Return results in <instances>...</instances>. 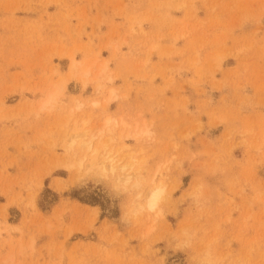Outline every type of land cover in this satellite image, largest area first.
Segmentation results:
<instances>
[{
	"label": "rangeland",
	"instance_id": "rangeland-1",
	"mask_svg": "<svg viewBox=\"0 0 264 264\" xmlns=\"http://www.w3.org/2000/svg\"><path fill=\"white\" fill-rule=\"evenodd\" d=\"M0 264H264V0H0Z\"/></svg>",
	"mask_w": 264,
	"mask_h": 264
},
{
	"label": "bare ground",
	"instance_id": "bare-ground-1",
	"mask_svg": "<svg viewBox=\"0 0 264 264\" xmlns=\"http://www.w3.org/2000/svg\"><path fill=\"white\" fill-rule=\"evenodd\" d=\"M84 135V134H83ZM82 135V136H83ZM78 136V135H77ZM81 136V137H82ZM86 144V143H85ZM88 144V143H87ZM114 168V167H113ZM154 193H160L159 195H157L156 197H155V199H153V194ZM164 193H165V190H164V188L163 187H161V186H158V187H156L155 189H153L151 192H150V194H149V196H148V198H147V205H148V207L151 209V207H152V204H154L155 205V208L158 206V204L161 202V200L163 199V195H164Z\"/></svg>",
	"mask_w": 264,
	"mask_h": 264
},
{
	"label": "clouds",
	"instance_id": "clouds-1",
	"mask_svg": "<svg viewBox=\"0 0 264 264\" xmlns=\"http://www.w3.org/2000/svg\"><path fill=\"white\" fill-rule=\"evenodd\" d=\"M159 194H160V193H154V194H153V199H155V197H156L157 195H159ZM150 210H152V211L155 210V205H154V204H152V207H151Z\"/></svg>",
	"mask_w": 264,
	"mask_h": 264
}]
</instances>
